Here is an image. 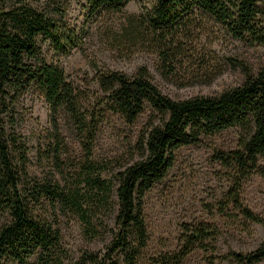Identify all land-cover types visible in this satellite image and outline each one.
I'll use <instances>...</instances> for the list:
<instances>
[{"label": "trees", "instance_id": "16d2710c", "mask_svg": "<svg viewBox=\"0 0 264 264\" xmlns=\"http://www.w3.org/2000/svg\"><path fill=\"white\" fill-rule=\"evenodd\" d=\"M75 1L87 20L123 13L129 0H0V264H64L57 218L67 213L86 231L113 215L117 230L109 252H122L123 264H135L147 241L145 192L166 176L179 148L228 129L237 130V147L213 154L230 180L218 211L226 214L231 206L245 220L264 225V218L240 199L244 179L253 173L264 177V166L258 164L264 154V68L253 71L227 57L242 72L241 83L214 95L173 99L152 81L146 66L132 73L95 66V80L104 94L98 97L101 109L133 123L150 108L134 145L139 158L113 171L108 162L92 156L104 114L85 105L82 92L44 52L50 48L66 54L83 45L88 30L67 19ZM218 33L264 46V0H140L138 11L125 15L114 29L110 45L119 57L155 54L163 75L183 79L194 63L203 64L201 74L210 73L206 53L212 55L210 60L214 56L206 41ZM31 89L44 98L51 113L49 142L36 154L44 169L40 175L30 172V148L17 128L20 98ZM61 110L81 137L83 159L74 168L63 163ZM219 231L208 222L182 224L178 249L162 254L158 263L182 264L192 250L215 241ZM225 257L238 264L264 263V241ZM91 263L119 264L96 257Z\"/></svg>", "mask_w": 264, "mask_h": 264}, {"label": "rangeland", "instance_id": "374dc122", "mask_svg": "<svg viewBox=\"0 0 264 264\" xmlns=\"http://www.w3.org/2000/svg\"><path fill=\"white\" fill-rule=\"evenodd\" d=\"M139 6L140 0H129L123 13L93 15L85 20V10L81 9L80 2L75 1L69 8L67 19L78 26L84 25L88 30L83 45L66 54L44 49L46 58L60 65L67 80L82 92L85 105L104 114L98 125L92 156L98 161L108 162L113 171L139 158L134 145L148 119L150 108L147 107L133 123L125 122L117 113L101 109L104 106L99 105L98 97L104 94L95 80V66L125 73L146 66L152 81L173 99L214 95L241 83L242 72L233 67L227 57L245 62L253 71L264 68V46L248 45L221 33L206 41L214 56L210 60L212 55L206 53L207 69L211 74H201L203 64L194 63L183 79L166 77L161 73L155 54L134 52L119 57L110 45L114 29L119 27L125 15L137 12ZM19 102L17 128L30 148V172L40 175L44 169L37 164L36 154L38 149L43 151L49 142L47 137L52 129L50 109L44 98L32 89ZM58 128L65 142L63 163L74 168L83 159L81 137L62 110L58 114ZM236 147L237 130L228 129L214 135H202L198 143L176 151L174 164L166 176L147 190L142 198L147 241L135 264H159L157 260L162 254L176 251L181 242L182 224L208 222L220 230L215 241L210 242L206 249L192 250L182 264H238L225 255L230 251L248 252L264 241L263 224L245 220L231 206H228L226 214L218 211L219 204L225 201L230 180L213 154L216 150L227 151ZM258 164L264 166V154L259 157ZM240 199L243 206L264 218V177L253 173L244 179ZM99 215L102 217L104 213ZM57 219L64 264H92L91 258L95 257L123 264L122 252H109L113 233L117 230L113 215L97 221L93 231H86L73 214H59ZM34 260L35 257H31L29 262Z\"/></svg>", "mask_w": 264, "mask_h": 264}]
</instances>
